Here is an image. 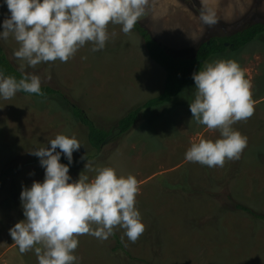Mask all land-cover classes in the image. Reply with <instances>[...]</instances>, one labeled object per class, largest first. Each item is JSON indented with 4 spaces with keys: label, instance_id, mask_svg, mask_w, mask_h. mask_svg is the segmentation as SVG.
Returning <instances> with one entry per match:
<instances>
[{
    "label": "rangeland",
    "instance_id": "rangeland-1",
    "mask_svg": "<svg viewBox=\"0 0 264 264\" xmlns=\"http://www.w3.org/2000/svg\"><path fill=\"white\" fill-rule=\"evenodd\" d=\"M206 2L219 21L213 28L200 20L201 0H150L138 24L171 55L185 58L202 40L264 23V0ZM8 17L5 0H0V32ZM108 31L115 35L102 50L92 52L89 43L67 62L26 66V73L39 75L57 93L0 97V264H38L34 251L19 252L9 230L26 219L23 188L45 177L38 157L29 151L51 147L49 141L58 134L75 136L82 145L73 153L69 183L79 179L88 160L93 168L135 175L140 184L136 207L144 233L135 243L126 236L121 241L123 229L103 241L80 236L77 264H264V218L234 207L240 204L264 215V33L202 63L201 70L217 60L238 62L252 83L255 101L254 115L233 125L248 140L241 158L212 168L185 159L192 142L221 138L218 130L194 121L190 125L193 79L171 101L141 107L130 129L120 130L99 149L88 143L87 129L71 105L110 134L127 111L156 96L164 81L163 69L147 56L136 31L124 34L120 25L112 24ZM18 47L12 36L0 39L1 52L19 70L22 62L14 57ZM84 174L90 180L96 175Z\"/></svg>",
    "mask_w": 264,
    "mask_h": 264
},
{
    "label": "clouds",
    "instance_id": "clouds-1",
    "mask_svg": "<svg viewBox=\"0 0 264 264\" xmlns=\"http://www.w3.org/2000/svg\"><path fill=\"white\" fill-rule=\"evenodd\" d=\"M10 17L3 21L0 39L12 36L19 47L14 57L21 61L22 78L0 72V97L12 99L17 92L43 95L41 77L26 73L41 63L67 62L79 49L92 44L96 52L105 48L115 33L108 26L120 25L129 34L146 14L150 0H5ZM199 17L210 28L219 21L216 11L201 0ZM87 57H83L86 59ZM51 77L49 76L48 79ZM195 98L190 102L191 123L220 133L215 141L200 138L185 153L188 162L208 167H224L237 161L247 147V137L233 125L247 121L255 113L252 83L235 60L207 63L194 72ZM29 154L40 159L45 169L43 182L24 187L21 202L25 220L9 232L21 254L34 251L38 264H77L74 254L78 237L93 236L101 241L123 229L124 237L135 243L146 230L136 207L140 184L135 175H118L113 167L93 168L87 160L79 179L71 183L69 175L73 153L81 148L75 136L58 134ZM57 149L60 151L57 152ZM61 154L69 164L60 162ZM86 157H81L85 159ZM85 171H94L91 180ZM127 247V245H125Z\"/></svg>",
    "mask_w": 264,
    "mask_h": 264
},
{
    "label": "trees",
    "instance_id": "trees-1",
    "mask_svg": "<svg viewBox=\"0 0 264 264\" xmlns=\"http://www.w3.org/2000/svg\"><path fill=\"white\" fill-rule=\"evenodd\" d=\"M133 30L140 36L147 56L163 69L164 81L161 91L156 96L146 100L139 107L131 108L118 120L117 127L121 129V132L129 130L136 122L141 107L148 108L158 106L171 101L173 97L178 95L187 83L192 80V74L201 70L202 63L207 57L215 53H220L226 48L229 50H235L249 42L257 34L264 33V23H250L223 37H209L202 40L195 46L193 54L185 56V58L171 55L166 49L161 47L151 37L148 31L138 24V22ZM0 72H3L5 76H14L17 80L22 78V73L7 59L1 50ZM41 91L43 92V95L51 93L55 94L58 92L51 85L45 83L41 84ZM19 93L24 95L30 94L41 96L23 91H19ZM60 96L62 97V95ZM70 108L74 116L86 127L88 143L92 147L99 149L102 141L108 135V132L97 128L93 122L87 118L82 109H79L74 105H71ZM36 161L40 162V159L37 158ZM60 162L63 164H69V161L64 156H61ZM72 163L70 164V167ZM234 207L247 211L256 218H264L263 214L255 213L250 208L240 204H234Z\"/></svg>",
    "mask_w": 264,
    "mask_h": 264
},
{
    "label": "water",
    "instance_id": "water-1",
    "mask_svg": "<svg viewBox=\"0 0 264 264\" xmlns=\"http://www.w3.org/2000/svg\"><path fill=\"white\" fill-rule=\"evenodd\" d=\"M224 44H226V43H224ZM120 128L119 127H116L110 134H108L105 138H104V140L102 141V143H101V145L102 144H104V143H106L110 138H112L114 135H116L117 133H119L120 132Z\"/></svg>",
    "mask_w": 264,
    "mask_h": 264
},
{
    "label": "crops",
    "instance_id": "crops-1",
    "mask_svg": "<svg viewBox=\"0 0 264 264\" xmlns=\"http://www.w3.org/2000/svg\"><path fill=\"white\" fill-rule=\"evenodd\" d=\"M263 115H264V113H263ZM262 124H263V127H264V119H262Z\"/></svg>",
    "mask_w": 264,
    "mask_h": 264
}]
</instances>
